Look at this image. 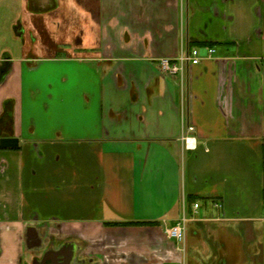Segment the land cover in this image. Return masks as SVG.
I'll return each instance as SVG.
<instances>
[{"label": "crops", "instance_id": "0c3cea01", "mask_svg": "<svg viewBox=\"0 0 264 264\" xmlns=\"http://www.w3.org/2000/svg\"><path fill=\"white\" fill-rule=\"evenodd\" d=\"M4 71L0 264H264V0H0Z\"/></svg>", "mask_w": 264, "mask_h": 264}, {"label": "built area", "instance_id": "2783aa9c", "mask_svg": "<svg viewBox=\"0 0 264 264\" xmlns=\"http://www.w3.org/2000/svg\"><path fill=\"white\" fill-rule=\"evenodd\" d=\"M217 50L215 48H210L208 50V59L215 57ZM203 60V57L200 54V50L197 48H192L187 53H182L176 59H161L159 62V68L162 75H183L186 70L190 67L200 64ZM196 131V128L193 124L185 127L183 141L185 146L189 150H195L197 148V140L192 135ZM217 206H221L217 204ZM199 208V204H194V210ZM189 219L185 215L177 223L176 226L169 228L167 233L170 238L176 240L179 243H184L186 241V230L187 223Z\"/></svg>", "mask_w": 264, "mask_h": 264}, {"label": "flooded vegetation", "instance_id": "af4514ba", "mask_svg": "<svg viewBox=\"0 0 264 264\" xmlns=\"http://www.w3.org/2000/svg\"><path fill=\"white\" fill-rule=\"evenodd\" d=\"M43 238H45L47 240V243L44 244V246H43L41 258L34 260V264H73L74 263L75 259L73 257H70V255L67 253V250L78 248V246H77L78 244L76 243L77 242L76 238H72L75 240V243L71 242V244L67 245L66 248H64V246H62V247H60V250L57 252H54V250H53V244H55L54 243L55 238L53 236H50L49 232H46L43 235ZM67 242L68 241L66 240L65 243H67ZM73 244L75 245V247H73ZM86 260H84V259L78 260L77 259L75 261V264H86Z\"/></svg>", "mask_w": 264, "mask_h": 264}, {"label": "water", "instance_id": "95a60500", "mask_svg": "<svg viewBox=\"0 0 264 264\" xmlns=\"http://www.w3.org/2000/svg\"><path fill=\"white\" fill-rule=\"evenodd\" d=\"M19 144H20V141L17 138H1L0 139V148L2 149H15L19 147Z\"/></svg>", "mask_w": 264, "mask_h": 264}, {"label": "trees", "instance_id": "16d2710c", "mask_svg": "<svg viewBox=\"0 0 264 264\" xmlns=\"http://www.w3.org/2000/svg\"><path fill=\"white\" fill-rule=\"evenodd\" d=\"M5 73H6V71H4L1 75H0V81H2V79H3V77H4V75H5ZM7 111L5 112V114H4V117L7 115ZM140 225V224H138V223H132V224H130V223H127L126 225Z\"/></svg>", "mask_w": 264, "mask_h": 264}]
</instances>
